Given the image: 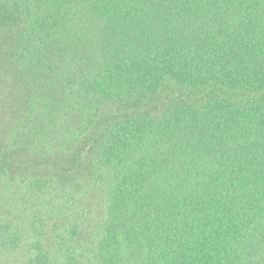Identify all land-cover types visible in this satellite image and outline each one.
Masks as SVG:
<instances>
[{
    "label": "trees",
    "instance_id": "1",
    "mask_svg": "<svg viewBox=\"0 0 264 264\" xmlns=\"http://www.w3.org/2000/svg\"><path fill=\"white\" fill-rule=\"evenodd\" d=\"M0 70V264H264V0H0Z\"/></svg>",
    "mask_w": 264,
    "mask_h": 264
},
{
    "label": "rangeland",
    "instance_id": "2",
    "mask_svg": "<svg viewBox=\"0 0 264 264\" xmlns=\"http://www.w3.org/2000/svg\"><path fill=\"white\" fill-rule=\"evenodd\" d=\"M4 75H5V74L3 73V71L0 70V77H1L0 80H1V81H2V77H4ZM1 92H2V89H0V93H1Z\"/></svg>",
    "mask_w": 264,
    "mask_h": 264
}]
</instances>
